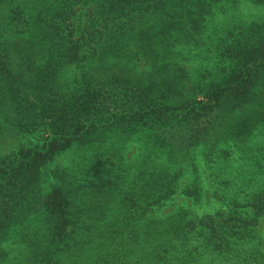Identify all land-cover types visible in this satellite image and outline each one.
Returning a JSON list of instances; mask_svg holds the SVG:
<instances>
[{"label":"trees","instance_id":"trees-1","mask_svg":"<svg viewBox=\"0 0 264 264\" xmlns=\"http://www.w3.org/2000/svg\"><path fill=\"white\" fill-rule=\"evenodd\" d=\"M238 2L0 0V264H264V180L227 175L264 132V17ZM197 155L221 208L159 215L203 201Z\"/></svg>","mask_w":264,"mask_h":264},{"label":"rangeland","instance_id":"rangeland-1","mask_svg":"<svg viewBox=\"0 0 264 264\" xmlns=\"http://www.w3.org/2000/svg\"><path fill=\"white\" fill-rule=\"evenodd\" d=\"M220 11V10H219ZM231 15H234L237 19L242 21H249L256 17H264V3L262 4H255L245 0H239L238 4L234 5L231 8ZM222 15H216L213 20L219 22L222 20ZM188 50V49H187ZM194 52H191L193 54ZM191 62L188 63V67H190ZM74 65L70 64L67 66L63 73L68 77L71 78L73 72ZM245 145V144H244ZM141 142L135 140L129 141L125 144L122 150V158L123 163L126 165L132 164L141 152ZM74 148V147H73ZM11 149L10 145H6L3 148H0L1 152H7ZM234 154L231 157L233 160L230 161L228 165V172L227 175L233 177L235 180H238L236 176V171L234 172L233 169L236 168L241 170V173L244 169L250 170L252 181L256 184V181L259 183L263 182L264 180V132L257 131V133L252 136L251 139L247 141L245 146H236L234 147ZM199 151V150H197ZM196 151V152H197ZM78 158V152L76 149L66 150L65 152L61 153L57 156L51 163H50V170L54 167H62L71 164L72 161ZM198 166L200 169V173L202 176V181L204 185V196L203 201L201 204L195 205V203L187 196L182 193H174L172 197L166 202L165 205L162 206L158 210L159 215L163 216L169 212H172L175 208L179 206H185L187 208L193 209L198 213H204L207 211H215L221 208L220 202L213 197L212 195V184L211 179L209 176V172L206 168L202 165L201 158L197 155ZM259 172V173H256ZM257 174V175H256ZM187 176H183L181 180V184L186 182ZM242 185L247 188L250 184V181L241 182ZM258 232L261 239L264 242V217L259 219L258 223ZM16 251H12L14 254ZM11 253V254H12Z\"/></svg>","mask_w":264,"mask_h":264}]
</instances>
